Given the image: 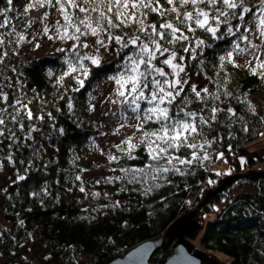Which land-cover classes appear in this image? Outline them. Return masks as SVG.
<instances>
[{
    "label": "trees",
    "instance_id": "1",
    "mask_svg": "<svg viewBox=\"0 0 264 264\" xmlns=\"http://www.w3.org/2000/svg\"><path fill=\"white\" fill-rule=\"evenodd\" d=\"M256 2L249 0L250 4ZM25 3L26 0H14V11L8 14L11 23L0 29L4 34L0 51L7 52L0 62V85H4L2 90L9 96L8 102L0 101V108L9 105L4 115L6 125L14 128L19 137V147L13 144L11 149L7 147L11 141L0 137V170L13 171L12 176L0 185V232H3L0 264H109L146 241L161 239L163 244L151 258V262H159L170 257L176 247V240L167 237L168 228L195 209L198 211L192 228L199 230L196 241L205 252L213 255L218 251L232 256L230 263L221 264H263L264 175L253 180L240 178L218 192L230 175L215 169L227 161L235 174H246L255 170L258 162L264 159L261 155L258 159L248 157L242 163L239 157L248 144L264 139L260 134L264 133V121L260 119L264 117V77L254 75L246 66L249 60H252V66L257 61L250 54L244 55L245 52H234L235 64L227 59L222 63L219 57L231 50L235 37L213 40L210 34L201 30H197L196 35L205 41V47L202 55L197 49L196 59H188V54L176 46L179 54L186 56L184 64L189 84H195L198 90L207 87L210 92H216L219 89L220 100L213 101L209 97L207 103L220 108L232 107L237 116L217 113L211 128L205 126L202 135L195 140L197 144H204L203 148L185 146L169 150L171 155L191 163L180 164L173 160L172 165H167L166 160H151L146 145L139 143L141 132L132 127L137 123L132 113L126 121V137L121 136L123 138L118 142H100L107 128L112 129L102 114L101 105L110 98L109 90L119 87L109 79L121 70V57L111 51L117 46L115 41L109 45V51L100 54L101 67L83 61L90 68V74L85 78L77 53L81 56L92 55L90 52L96 54L95 41L106 39V34L81 36L84 40L90 39L88 44L92 47L73 50L74 41L57 38L56 21L59 20L61 25L65 21L57 10L56 0H52V6L31 10V24L26 18L14 15L23 12ZM6 6L5 0H0V7ZM50 10L54 18L49 21L47 15L43 19L44 13ZM69 14L72 15L71 10ZM89 15L94 17L95 13ZM76 17L82 19L84 14L76 12L73 19ZM167 18L173 19L174 14ZM163 22L164 18L158 14L148 13L146 24L159 26ZM136 27L111 29V34H131ZM9 32L13 35L8 36ZM17 33L24 39L21 40ZM53 44L56 47L52 50L42 47ZM244 46L242 43L241 47ZM260 58L264 60V55ZM70 64L75 71L71 70ZM165 71L170 69L165 67ZM77 77L84 79V87L74 91L79 87ZM9 84L11 87L7 86ZM225 91L231 92L232 96H224ZM185 92L191 101L188 109L199 111L204 101L198 100L188 85H185ZM16 99L31 110L32 120L27 119V112L20 105L12 106ZM143 107L147 104H142ZM122 110L131 112L123 107ZM11 115H16L25 125L23 132L18 124L10 122ZM203 115L207 118L210 113L205 109ZM40 116L44 119H39ZM32 126L39 131L32 133L33 140L25 141ZM245 126L247 132L243 130ZM61 127L65 130L63 135L56 130ZM157 127L152 122L145 125L149 131ZM127 137H132L133 143L137 144L131 157L115 147H126L121 141ZM205 139L211 143H205ZM192 142L191 139L188 141ZM33 148L38 150L37 155ZM8 155L12 156V162L7 160ZM109 155L119 159L109 160ZM205 155L206 159L203 158ZM149 164L168 166L170 170L157 173L146 167ZM121 168H142L144 171L137 172V180L130 182L132 173L121 172ZM21 175L26 178L19 180ZM77 175L81 180L75 179ZM154 175L155 180L152 179ZM109 177L113 178L111 182L106 179ZM209 180L214 183L210 184ZM243 185L250 189L230 194L233 188ZM81 186L85 192L79 191ZM148 187L152 191L145 195ZM21 220L23 225L19 223Z\"/></svg>",
    "mask_w": 264,
    "mask_h": 264
},
{
    "label": "snow or ice",
    "instance_id": "2",
    "mask_svg": "<svg viewBox=\"0 0 264 264\" xmlns=\"http://www.w3.org/2000/svg\"><path fill=\"white\" fill-rule=\"evenodd\" d=\"M5 2L7 6L0 7V29L10 25L8 14L14 11V0H5ZM46 5L52 6V0H26L23 12H15L14 15L17 18H26L28 24H31L33 20L29 16L31 10ZM56 5H58L57 10L65 21L63 25L59 20L56 21L57 38L74 41L73 50L89 47L87 43L80 42L81 36L101 37L102 34H106V39H96V54L81 56L77 53V61L82 69L83 77L86 78L90 74V68L86 67L83 61L87 60L95 67H101L100 48L107 52L110 50L109 45L115 41L117 46L111 51L121 57L119 65L121 70L116 75L109 77L119 86L116 89L118 99L111 102L131 111L133 118L137 121L132 127L141 132L139 143L146 145L153 161L166 160L167 165H172L173 160H178L180 164L191 163L190 160L186 161L171 155L169 150H179L185 146L191 149L203 148L204 144H197L195 140L202 135L205 126L211 128L212 122L217 120V113L223 112L230 117L237 116L232 107L209 106L207 103L209 97L213 101L220 100L219 89L216 92H210L207 87L198 90L195 84H189L184 64L186 56L179 54L176 50L177 45L183 53L188 54V59H196L197 49L201 50L200 54L202 55L205 47V41L196 35L197 30L210 34L213 40H223L225 36L235 37L231 50L226 55L220 56L219 60L223 63L227 59L229 63L235 64L234 52H248L257 61V64L252 66V60H249L246 66L250 67L254 75L264 77V60L260 58L261 55H264V0H257L254 4H250L249 0H163V3L161 0H56ZM70 10L72 15L69 14ZM76 12L83 13L84 17L73 19ZM149 12L158 14L164 18V22L159 26L155 23L146 24ZM89 13H95V16H90ZM171 14H174V18L168 19L167 17ZM47 15L45 12L43 19H46ZM233 21L236 23L234 24ZM131 25L137 26L131 34L123 33V35L116 36L111 34V29ZM60 29L63 31L61 32ZM47 31L48 29L45 27V32L47 33ZM7 35L11 36L13 33L9 32ZM17 35L21 40L24 39L19 33ZM51 38L49 37V39ZM255 40H258L259 43H255ZM242 43L245 45L243 48L241 47ZM3 44L4 34L0 33V45ZM126 49L128 51H125ZM121 54L123 55L121 56ZM6 55V51H0V62ZM201 63H203L202 60ZM165 67L170 71H165ZM257 69L261 71L258 72ZM71 70L75 71L74 68ZM181 73H184L183 77H181ZM49 74L51 75V73ZM67 74L65 73V75ZM76 79L79 87L74 91H79L84 87V79L79 77ZM185 85H188L198 100L204 101V106L199 111L188 109V104L191 101L185 92ZM7 86L11 87V84ZM3 87L4 85H0V101L8 102L9 96L2 90ZM223 95L230 97L232 93L225 91ZM144 103L147 104V107L142 108ZM15 105H20L26 110L27 119H33V113L27 108V105L22 104L19 99L14 100L12 106ZM8 106L6 104L4 108H0V137L11 141L7 145L11 149L13 144H17L19 147V137H17L14 128H8L6 125L4 115ZM68 106L72 107L70 102ZM249 108L251 109L250 104ZM205 109L210 113L207 118L203 115ZM16 112L19 114V109H16ZM107 114L106 112L105 115ZM112 114L116 115L115 112ZM47 115L53 119L51 113ZM120 116L125 123L119 124L117 132L126 126V121L129 119L126 111H120ZM39 119L43 120L44 117L40 116ZM260 119L264 121V117ZM10 122L13 125L18 124L19 130L24 131L25 125L17 120L16 115H11ZM150 122L157 124L158 127L152 131L145 129V125ZM53 127L55 126L53 125ZM56 130L61 135L65 131L62 127ZM243 130L247 132L248 128L245 126ZM37 131L39 129L35 126L30 127L24 137L25 141L33 140L32 133ZM260 134L264 135V133ZM190 139L194 142L188 143ZM205 143H211V141L205 139ZM121 144L126 147L122 148L121 145L115 147L131 157L132 150L137 147V144L133 143L132 137L122 140ZM33 153L37 155L38 150L33 148ZM195 155L193 153L194 157ZM220 155L222 156V154ZM203 158L206 159L207 156L205 155ZM108 159L117 160L119 158L109 155ZM7 160L12 162V156L8 155ZM241 162H244L243 158H241ZM20 163H24V161H20ZM146 167L157 173H167L170 170L168 166L163 165L154 167L149 164ZM175 170L179 171L178 168ZM120 171L132 173L130 181L132 182L137 180L136 173H143L144 169L121 168ZM25 178L24 175L18 177L19 180ZM75 179L81 180V176L77 175ZM106 179L111 182L113 178ZM115 179L119 180L122 177H115ZM152 179L155 180L157 177L154 175ZM209 183H214V181L209 180ZM79 191L85 192V188L81 186ZM151 191L152 188L148 187L145 190V195ZM33 195H37V193H33ZM92 195L98 196L99 193H92ZM19 223L23 225L24 221L21 220ZM0 237H3V232H0Z\"/></svg>",
    "mask_w": 264,
    "mask_h": 264
},
{
    "label": "water",
    "instance_id": "3",
    "mask_svg": "<svg viewBox=\"0 0 264 264\" xmlns=\"http://www.w3.org/2000/svg\"><path fill=\"white\" fill-rule=\"evenodd\" d=\"M264 175V171L251 170L246 174H234L228 176L224 180V184L217 189L222 192L225 187L232 185L236 180L249 177L251 180ZM195 212L185 215L177 219L167 230V237L177 240L176 248L172 255L167 259L159 262H151L152 256L163 244V240L146 241L124 257L118 258L109 264H204L205 261L210 262L205 251L197 249L190 240H195L199 230L192 228V218ZM215 264V263H214Z\"/></svg>",
    "mask_w": 264,
    "mask_h": 264
},
{
    "label": "rangeland",
    "instance_id": "4",
    "mask_svg": "<svg viewBox=\"0 0 264 264\" xmlns=\"http://www.w3.org/2000/svg\"><path fill=\"white\" fill-rule=\"evenodd\" d=\"M48 14V19L49 21L52 20V18H54V15L52 13V11H48L47 12ZM51 18V19H50ZM90 39H87V40H84L83 38H80V42L83 43V42H86L88 44V41ZM254 42H258V40H255ZM75 43V42H74ZM89 45V49L90 47H92V45L88 44ZM42 47H46L45 50H52L53 47L55 48L56 45L53 44L51 46H48V45H44ZM95 53H96V49L94 50ZM104 52V49L101 48L100 51H99V54H103ZM90 54L93 55L92 52H90ZM244 55H249L248 52H245ZM181 77H183V73H181ZM110 92V98L109 99H106L105 102L103 103V105H101V108H102V114L106 117V121L108 122L109 125H112V129H109L107 128V130L105 131V134H104V137L101 138V144H104L106 142H114L117 140V142L122 139L123 137H126L127 136V127H124V128H121L118 132L116 131V129L118 128L119 124L120 123H124L125 121L123 120V118L120 116V111H123L122 110V107L121 105L119 104H113L111 101L113 100H116L118 99L117 95H116V89L112 88L109 90ZM108 113L107 115H105V113ZM115 112L116 115H113L112 113ZM127 113V116L128 115H131V112H126ZM128 120V119H127ZM111 131H114L113 134H108V132H111ZM123 136V137H121ZM248 149L251 150V151H256V153H263V154H258L257 157H260V155L264 156V141L263 140H257L255 142H252L250 144L247 145ZM246 152V151H245ZM244 154V153H243ZM246 154H244V160H246L248 157L245 156ZM240 157V156H239ZM243 160V161H244ZM224 161V160H223ZM221 161V162H223ZM257 167V168H256ZM255 167V170H260V169H264V163H260L258 162L257 166ZM216 171H219V172H222V173H225L227 175H232V174H235L236 171L234 168H232L229 163L227 161L223 162L222 164L218 165L215 167ZM214 169V170H215ZM258 170V171H259ZM11 172V173H10ZM12 172L13 171H10V170H7V169H1L0 170V185L9 177L12 176ZM230 173V174H229ZM244 189H250L248 185H243V187H235L232 189V191L230 192L231 195H236L238 194L239 192H241L242 190ZM197 209L195 210H192L190 213H193L195 212V214L197 213ZM190 213H186L185 215H188ZM184 215V216H185ZM195 215L193 216L192 218V223L194 224L195 222ZM175 240V239H174ZM190 242L192 243V245H194L197 249L199 250H202V247L200 246V244L198 243V241L195 240H190ZM176 243H177V240H176ZM207 253V252H206ZM209 259H212L210 262L208 261H205L204 264H221V262H224V263H230L232 261V256L228 255V254H225V253H222V252H215V254L211 255L209 253H207ZM2 262V258L0 257V263ZM264 264V263H263Z\"/></svg>",
    "mask_w": 264,
    "mask_h": 264
},
{
    "label": "crops",
    "instance_id": "5",
    "mask_svg": "<svg viewBox=\"0 0 264 264\" xmlns=\"http://www.w3.org/2000/svg\"><path fill=\"white\" fill-rule=\"evenodd\" d=\"M261 140H263L264 141V139H261ZM246 149H248V147H246L242 152H240L239 153V156H240V159L241 158H244L243 156H244V154H246L245 156L246 157H253V158H255V159H258V157H257V155H256V151H247ZM249 150V149H248ZM246 151V152H245ZM264 151V150H263ZM244 153V154H243ZM257 154H263V153H261V152H259V153H257ZM261 157H263L262 155H261ZM244 160V159H243ZM262 160H264V159H262ZM262 160H260L259 162L260 163H264V161H262Z\"/></svg>",
    "mask_w": 264,
    "mask_h": 264
},
{
    "label": "bare ground",
    "instance_id": "6",
    "mask_svg": "<svg viewBox=\"0 0 264 264\" xmlns=\"http://www.w3.org/2000/svg\"><path fill=\"white\" fill-rule=\"evenodd\" d=\"M198 234H199V232H198ZM176 248V247H175Z\"/></svg>",
    "mask_w": 264,
    "mask_h": 264
}]
</instances>
